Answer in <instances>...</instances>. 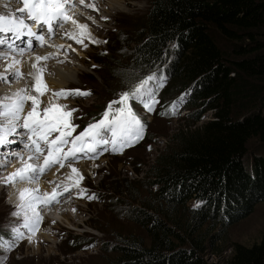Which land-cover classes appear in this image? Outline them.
Instances as JSON below:
<instances>
[{
  "label": "trees",
  "instance_id": "trees-1",
  "mask_svg": "<svg viewBox=\"0 0 264 264\" xmlns=\"http://www.w3.org/2000/svg\"><path fill=\"white\" fill-rule=\"evenodd\" d=\"M148 4L138 25L110 42L129 59L115 67L119 61L106 57L111 78L166 77L156 93V115L187 114L172 148L141 181L153 191L133 196L109 185L112 195L123 197L116 204L145 232L144 239L117 237L110 246L112 264H216L205 256L217 254L222 243L217 234L264 202V0ZM173 101L176 113L168 115ZM205 114L209 120L198 126ZM191 201L200 206H188ZM210 222L217 233L200 237ZM69 243L77 247L84 241ZM228 250L223 264H264V232L257 243H233Z\"/></svg>",
  "mask_w": 264,
  "mask_h": 264
},
{
  "label": "rangeland",
  "instance_id": "rangeland-1",
  "mask_svg": "<svg viewBox=\"0 0 264 264\" xmlns=\"http://www.w3.org/2000/svg\"><path fill=\"white\" fill-rule=\"evenodd\" d=\"M2 1L3 5H0V10L8 11V13H13L18 7H22L19 0ZM85 3L93 2L85 0ZM94 4L95 10L88 7L82 10L90 18L91 36L95 40L100 41V43H89L85 39L86 42L80 44L84 48H79L78 52L72 53L71 56H65L62 51H58V54L66 59V61L60 62L58 65L65 72H69L72 78L66 83H64L65 80L62 78L60 85L55 87V89H50L89 90L91 95L87 97L68 96L67 98H56L51 95V91L41 95L43 97L50 94L54 99L53 104L67 105L68 110L77 109V111L71 113L70 118V123L76 125L73 131L74 134L72 133V135H76L78 130L84 129L89 123L98 121L99 116L103 113L102 110H105L110 101L118 100L120 92L128 90L133 82L142 78L122 81L121 78L117 77L113 80L111 76L114 74L110 73L106 57L112 56L113 59L119 61L118 64H114L115 67L129 61L127 55L112 49L110 42L115 39L119 32H125L126 29L132 31L138 25V19L143 17L149 9L148 0H116L113 4L99 0L98 4ZM0 13L8 14L4 11H0ZM80 19L87 23L86 20ZM72 26L74 25L72 24ZM66 31L68 29L60 32L61 35L59 36L58 34V39L56 40L62 41V36ZM54 39L51 41H54ZM103 41H107V43H103ZM65 44L67 45L68 43ZM59 45L64 46L62 42ZM66 45L64 46L65 48H67ZM130 47L132 48V46ZM35 48L38 49V46L35 45ZM2 51H4V48ZM107 51L109 52L107 53ZM96 56L101 58V62H104L105 65L94 62ZM9 60L8 58L5 61ZM14 81L16 80H12L10 83H14ZM29 88V93L36 95V92L31 87ZM41 102L43 106H47L49 103ZM30 103L29 101L26 107L30 106ZM113 107H119V105L117 104ZM133 110L146 124L145 129L149 130L148 140L131 151L124 147L122 151H117L115 154L110 150L105 151L104 147H101L94 158H92V154L83 155L80 153L79 156L77 153L72 164L86 163L81 168L84 173L82 175L83 179L79 181V188L81 187L86 190L83 196L75 199L74 195L77 194L76 191L69 190L68 192H63L60 199L67 201L58 205V210L53 208L46 213L43 211L49 218H52L49 220L42 218L40 227L34 235L28 233L25 228L21 227L19 229L25 234V237L32 235L31 243L26 238L17 243L11 251L0 247V264H112L110 246L114 244V240L117 237H128L130 240L145 238L144 230L135 227L132 221H130L131 213H125L123 209H120L122 207L116 204L117 199L123 201V197L112 195L109 185L111 184L112 187L119 190L127 189L133 196L139 194H136V191H153V189L151 190L145 185L142 186L141 181L143 180L144 182L146 180L150 168H152L154 163L164 156L170 147L172 148V138L182 128L179 120L184 113H180L174 118H168L165 117V112H161L159 116L157 114L151 117L149 113L141 110L138 105H134ZM159 111V108H157L155 113ZM169 114L172 115L171 113ZM92 116H96V121L90 119ZM208 120L209 116L205 114L197 125L199 126ZM55 135H59V133H54L53 136ZM107 138H109L108 132ZM23 140L27 141V138ZM67 146L65 145L64 149ZM11 148L14 150L17 148L22 149V146L14 144ZM108 148H111L110 144ZM251 148L257 147L253 145ZM67 149L64 151H67ZM1 150L5 151V149ZM35 162V159L31 160L32 164H36ZM91 164L97 167V171L93 174H89L86 171V168L91 166ZM10 165L11 163L3 170H0V178L7 176ZM65 166H67V163ZM65 166L60 167L57 164L52 168L57 170V175L60 174L58 180H61V182L65 181L60 182L61 184H71L72 181L67 179L68 176L66 174L71 173V171L68 170L65 173ZM72 176L75 177V173ZM40 181L39 179L38 182ZM132 181L138 183L135 185L129 184ZM48 185L51 187L52 183H48ZM11 186V184H0V235L3 236L5 241H11L12 239L11 225L17 224L19 226L23 222V215L15 217L10 214L16 210L15 206L9 203L8 190ZM91 188L93 191L98 190V193H101L100 201L88 199V190ZM61 191L63 190L61 189ZM66 193L72 195V198L76 201L71 196L66 195ZM142 194L146 196V193ZM136 203L137 205L140 204V202ZM188 206L193 207V202H189ZM62 216L65 218H62ZM178 216L182 218V215ZM40 232L45 234L44 237H38ZM263 232L264 202H260L254 207V210L248 217L227 227L225 233L219 232L217 234L222 240V243L216 249L217 254L211 255L208 253L205 259L208 263L223 264L227 255H229L228 247L231 244L238 243L247 247L251 246L260 240ZM207 233H217L213 228L212 222L207 223L199 232L200 237H203ZM72 238L84 241L82 245L85 246L79 245L73 247L69 243V240Z\"/></svg>",
  "mask_w": 264,
  "mask_h": 264
},
{
  "label": "snow or ice",
  "instance_id": "snow-or-ice-1",
  "mask_svg": "<svg viewBox=\"0 0 264 264\" xmlns=\"http://www.w3.org/2000/svg\"><path fill=\"white\" fill-rule=\"evenodd\" d=\"M22 7L16 9L18 15L11 12L8 15L0 14V48H4V52L0 53V60H8V54H16L24 56L25 53L34 48V43L38 42L41 46L46 42L50 47L57 49L62 45H52L50 43L51 34H54L55 26L63 25L71 22L78 30L77 32L67 33L69 39H73L77 44H82L84 39L89 43H100L95 40L88 27L85 24H79L73 19L71 14L72 0H19ZM79 3L88 8L95 10L94 3H85V0H79ZM46 27L49 36L40 34L37 29ZM24 45L20 46L17 41L22 38ZM107 43V41H103ZM6 46V47H5ZM70 47V46H69ZM175 47V45H173ZM75 51V49H72ZM55 53L47 55H37L35 61H47ZM21 61L13 58L4 65L3 72H0V82L10 83L12 80H19L22 73L18 65ZM34 71L28 75L33 77L34 83L32 89L36 95H31L24 88L18 89L10 96L0 98V170L7 167L15 158L19 162L13 172L6 177L0 178V184L13 185L36 184L40 176L55 165L64 167L65 164L71 168V172L75 173V177L69 175L67 179L71 180V184H58L49 192L41 194L38 188L23 187L18 189V203L15 204L16 210L10 214L15 217L23 215V222L11 225L12 239L5 241L0 235V247L11 251L17 243L24 239L32 242V235L39 229L42 216L38 206L44 208L50 207L53 203H58L63 192H68L70 188H79V181L83 179L76 168H72V162L76 158L77 153L83 155L92 154L94 158L97 151L104 147L105 151H122L124 147L131 146L132 141H138L143 138V131L146 124L143 119L130 106V101H136L143 106L146 113H151L154 106L158 103L157 90L163 87L166 77L157 76L156 73H150L143 76L131 84V87L120 92L118 100H112L108 103L102 113L101 118L93 123H89L83 131L73 136L72 133L76 125L70 123L71 113L77 111L73 108L67 109V105H55L51 100L47 106H43L39 97L45 92L51 91V95L56 98H67L68 96L87 97L91 95L89 90L80 89H60L50 90L42 78L45 68L38 66L37 63L31 64ZM95 67V65H93ZM184 95L178 98L183 101ZM30 106L26 107L28 102ZM177 101H173L167 110L168 113L175 114ZM119 107H113L114 105ZM167 114V113H166ZM22 122V123H21ZM23 128L27 141L16 139L17 129ZM111 132V137L107 138V132ZM54 133L59 135L53 136ZM69 138H71L69 140ZM13 144H22V149L14 150L10 146ZM111 148H108V145ZM70 145L67 151L64 146ZM29 153L28 159L25 160L22 152ZM41 160L38 164L30 163L31 160ZM52 183V181H48ZM61 189L63 191H61ZM86 190L79 188V195L83 196ZM89 196L88 199H94ZM200 203H194L193 207L198 208ZM27 229L32 234L25 237L20 228Z\"/></svg>",
  "mask_w": 264,
  "mask_h": 264
},
{
  "label": "bare ground",
  "instance_id": "bare-ground-1",
  "mask_svg": "<svg viewBox=\"0 0 264 264\" xmlns=\"http://www.w3.org/2000/svg\"><path fill=\"white\" fill-rule=\"evenodd\" d=\"M90 1L98 4L99 0H90ZM104 1H106L107 3H112V4L116 2V0H104ZM0 5H3L2 0H0ZM82 9H87V7L80 4L79 0H72L71 14H72L73 19H75L79 24L87 25L88 31L91 33L92 31L90 29V26H91L90 18L87 16V13L85 11H83ZM0 11H4V12L8 13V11H5V10H0ZM0 14H2V13H0ZM12 14L18 15V13H16V10H14V12ZM4 15H8V14H4ZM80 18L86 20L87 23L83 22ZM66 29H68V31H66L64 33V35L62 36L63 40L62 41L56 40V39H58V34L60 36L61 35L60 32H62L63 30H66ZM57 30H58L57 33L54 32V34H51L50 43L52 45H59L62 42V44H64V46L66 45L65 43H68L66 45L67 48H65L63 46V47L57 49L55 47H50L49 43L46 42L44 45L38 46V49H36L34 46V48L32 50L27 51L24 56H19V55L11 54V53L8 54V58L10 60L14 56L15 59L21 61L20 65H18V67L20 68V71L23 75L18 80V82H16L17 80L14 81V83L13 82L12 83L0 82V98H3L5 96H10L12 93L16 92L20 88H24L29 93V89H30L29 87H31L32 84L34 83L33 77L28 75L29 72L34 71V69H32V67H31V64L33 62L37 63L38 66L45 68L44 72L42 73V78H43L44 82L46 83L47 88H49V89H51V88L55 89V87L60 85L62 83V78L65 80L64 83H66L68 80H71L72 75L69 72H65V70L62 69L58 65L60 62L66 61V59L64 57H62V56H60V54H58V51L59 52L62 51L65 56H71L72 53L78 52L79 48L82 49L80 44H77L73 39H69V37L67 35V33L77 32L78 30L75 28V26H72L71 22L64 23L62 26L60 25V27H58ZM37 31H38V29H37ZM45 36L46 37L49 36V33H47ZM52 39H54V41H51ZM85 42L86 41L84 39L83 43H85ZM22 45L23 44H20V46H22ZM0 49L3 50V48H0ZM34 49H36V50L33 51ZM72 49H75V51H73ZM2 50L0 53L4 52ZM30 51H32V52H30ZM49 53H55V55L50 57L47 61H35V57L37 55L43 56V55H47ZM9 61L0 60V72H3L4 65L6 63H8ZM52 74H54V75H52ZM40 100L43 101V103H47V102H49V100H51L53 102L54 99H53V97H51L50 94H47L46 96H43V97L40 96ZM55 105H58V104H55ZM17 137H19L18 133H17ZM18 149L19 148H17V150ZM2 152H4V150ZM22 155H23L24 159L27 160L29 153L27 151H23ZM40 162H42V161L36 160L35 163L38 164ZM30 163H31V161H30ZM85 164L86 163H83V162L79 163V164H72L71 167L76 168L78 170L80 176H82L84 173H83V170L81 168L84 167ZM19 166H20L19 162L15 158H12V162H11L10 168L7 171L8 172L7 175L9 173L13 172ZM65 169H66V170H64L65 173L68 170L71 171V168L68 165L65 166ZM86 171L89 174H93L97 171V167L94 164H91V166L86 168ZM45 173H43L40 176L41 181L37 182L36 184L17 183V184H15V186L12 185L8 190V197H9L10 205L15 206V204L18 203V189L23 188V187L38 188V190H39V192H41V194H43L44 192L51 193L52 189L54 187H56L58 184H60V182H61V180H58V176H60V174L57 175V170L53 169V168L50 169V171L47 170ZM66 174H67V176L72 175V174L74 175V173H72V172L66 173ZM51 180H52V186L50 187L48 185V181H51ZM44 181H46V182H44ZM60 198H58L59 199L58 203H53L48 208L38 206V208L41 210L40 212H41V216L43 219L49 220L52 218V217L49 218L46 214L43 213V211L46 213L47 211H50L53 208H56V210H58L59 209L58 205L63 204V203H65V201H67V200L60 199ZM62 218H65V217L62 216ZM51 221H53V220H51ZM44 235H45L44 233L40 232L38 237H44Z\"/></svg>",
  "mask_w": 264,
  "mask_h": 264
},
{
  "label": "clouds",
  "instance_id": "clouds-1",
  "mask_svg": "<svg viewBox=\"0 0 264 264\" xmlns=\"http://www.w3.org/2000/svg\"><path fill=\"white\" fill-rule=\"evenodd\" d=\"M147 132H148V135L146 136L145 140L142 143H144L146 140H148L149 130Z\"/></svg>",
  "mask_w": 264,
  "mask_h": 264
}]
</instances>
